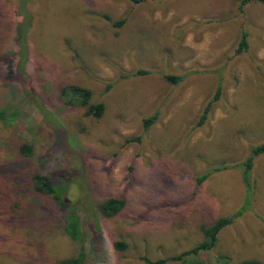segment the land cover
<instances>
[{
	"label": "rangeland",
	"instance_id": "1",
	"mask_svg": "<svg viewBox=\"0 0 264 264\" xmlns=\"http://www.w3.org/2000/svg\"><path fill=\"white\" fill-rule=\"evenodd\" d=\"M23 4L32 24L21 76ZM239 4L0 0V109L18 113L0 121V264H60L80 253L81 264H144L193 248L202 226L243 206L214 249L168 264L264 263V153L252 161L249 197L242 180L251 148L264 144V7L239 13ZM243 31L248 46L237 54ZM70 86L104 105L100 119L66 104ZM36 174L64 186L79 243L36 191ZM110 198L125 207L106 218L97 206Z\"/></svg>",
	"mask_w": 264,
	"mask_h": 264
},
{
	"label": "trees",
	"instance_id": "2",
	"mask_svg": "<svg viewBox=\"0 0 264 264\" xmlns=\"http://www.w3.org/2000/svg\"><path fill=\"white\" fill-rule=\"evenodd\" d=\"M134 3L137 2H143L145 0H131ZM248 3H259L264 7V0H240V4L238 6V12L241 13L243 11V8L248 4ZM20 12L22 16V20L18 25L17 29V35L15 38V43L17 46V52L16 56L18 57L17 64L16 66L19 67L21 70V67L23 66V70L20 71L21 76H24V63L25 59H23V51L26 49V42H25V35L28 31V28H30L31 23V18L25 11L24 4L20 7ZM22 8V9H21ZM106 18V17H105ZM109 21V18H106ZM126 22V19H122L117 22H113L112 25L113 27L119 28L123 26ZM248 46L247 42V32L243 31L242 36L239 41V46L236 50V53L239 54L242 51L246 50ZM147 72L144 71H138L134 75H145ZM163 79L167 82H170L172 84H176L177 82L181 81L182 78L180 77H175L171 75H166L163 77ZM220 88H217V92L213 98V100L217 99L219 96ZM61 93H63L67 97L66 104L67 105H77L79 107H83L86 111L87 114L92 116L95 119H100L104 113V105L102 103H96L93 104L90 102L92 98V93L91 91L80 88L77 86H70L67 88H64L61 90ZM212 101L207 104L205 107L204 113L206 114L210 108H211ZM41 111L44 112L43 108L40 107ZM18 116V113L15 110H10V109H0V121L3 122L4 125H8L9 122L13 121L15 117ZM206 115H204L205 117ZM155 116L150 117L144 121V127L147 128L154 120ZM203 120V119H202ZM22 152L24 155H31L32 148L31 146H26ZM264 153V144L255 146L251 148L249 157L246 159L244 163H242V166L244 168L242 172V180L243 183L245 184V192L247 194V197H249V192L251 190V185L249 182V172L252 167V161L253 159ZM209 174H203L199 176L196 179L197 185H200L208 176ZM34 179L36 181V184L38 183L39 187H36V191L39 193H42L44 195H48L55 205L57 206L58 210L61 211L62 214V219H63V232L65 235L73 242L79 243L81 241V224H80V218L77 215V208L74 207L73 205L67 203L64 198V193H65V188L64 186H60L59 183H56L53 177L49 176H41L36 174L34 176ZM246 197V198H247ZM125 207V200L120 199V198H110L103 203L99 204L97 206L100 214L103 217L110 218L118 213H120L123 208ZM245 210V207H241L238 209L234 214L227 216V217H222L217 220H215L211 225L209 226H202L201 231L203 235L202 241L194 246L193 248L183 251L178 255L175 256H170L164 259H159L155 261H151L147 258H143V263L144 264H168V263H173V262H181L184 258L187 257H197L201 253H206L211 251L212 249L215 248L218 240V235L221 230L224 228L228 227L233 223V221L240 217V215L243 213ZM117 249H124L125 245L123 243L116 244ZM83 259V254L80 253L76 257L73 258H66L60 262V264H81ZM238 264H264L260 261L257 260H244L241 261Z\"/></svg>",
	"mask_w": 264,
	"mask_h": 264
}]
</instances>
